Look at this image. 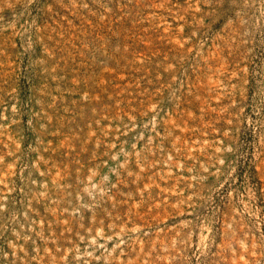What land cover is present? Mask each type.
<instances>
[{"label": "rangeland", "instance_id": "rangeland-1", "mask_svg": "<svg viewBox=\"0 0 264 264\" xmlns=\"http://www.w3.org/2000/svg\"><path fill=\"white\" fill-rule=\"evenodd\" d=\"M0 264H264V0H0Z\"/></svg>", "mask_w": 264, "mask_h": 264}]
</instances>
